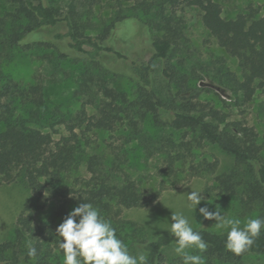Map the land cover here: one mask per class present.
<instances>
[{
	"label": "trees",
	"instance_id": "trees-1",
	"mask_svg": "<svg viewBox=\"0 0 264 264\" xmlns=\"http://www.w3.org/2000/svg\"><path fill=\"white\" fill-rule=\"evenodd\" d=\"M183 2L200 11L218 46L237 60L238 72L224 62L214 68L200 63L203 74L197 69L181 71L168 62L187 41L179 12ZM112 8L104 18L88 7L73 6L64 13L45 0H0V184L21 179L39 196L62 201L41 220L33 205L23 207L12 236L0 243V264H63L58 222L83 202L99 209L124 243L142 247L147 264H179L165 253L176 245L173 234L148 238L137 222L122 215L125 208L157 201L168 180L211 177L220 193L239 196L245 209L258 208L264 217V146L258 133L202 100V92L212 89L199 85L204 76L212 77L232 92L235 107L248 105L264 92V9L251 5L227 16L219 0H115ZM130 18L149 30L145 35L151 32L154 50L146 62L130 61L131 93L115 85L120 73L103 62L105 54L115 55L117 61L131 59L129 53L107 44ZM60 26L66 31H59ZM43 46L56 48L46 57L53 59L57 70L75 73L73 96L80 107L74 112L52 102L44 82L17 80L5 70L18 48ZM66 61L74 71L63 66ZM158 61L165 62L166 88L155 84ZM101 132L119 137V142H99ZM207 144L230 154L233 164L220 171L218 158L201 156ZM139 152L146 161L162 157L165 165L159 173L170 178L145 189L130 170L131 159ZM211 188H205L206 195ZM194 231L207 243L206 251H198L204 264H242L249 255L264 254V230L240 255L226 249L227 231ZM30 245L34 256L29 255Z\"/></svg>",
	"mask_w": 264,
	"mask_h": 264
},
{
	"label": "rangeland",
	"instance_id": "rangeland-1",
	"mask_svg": "<svg viewBox=\"0 0 264 264\" xmlns=\"http://www.w3.org/2000/svg\"><path fill=\"white\" fill-rule=\"evenodd\" d=\"M62 8L64 13H67L71 7H76L77 10H84L87 7L93 9V13L99 16H108L112 11V6L115 0H45ZM224 8V14L227 16L235 15L239 11L248 10L250 6L264 9V0H219ZM92 3V4H91ZM92 5V6H91ZM179 12L182 13L185 19V32L187 34V41L176 50L174 56L169 58L168 62L181 71L191 72L197 69L203 74L201 65L214 68L221 65L223 62L234 71H239L238 62L235 58L227 55L222 48H220L206 27L201 21L200 11L194 6H189L187 2H183L180 6ZM95 16L99 17V16ZM98 22V19L96 20ZM125 26L120 24L109 38L107 44L114 48H118L130 54L131 59L125 61L116 60L115 55L105 54L103 62L107 67L117 71L120 75L117 77L115 85L118 88L132 92L134 80L129 76L131 72L130 61L137 59L140 62H146L153 55L154 50L150 38L151 32L144 34V31H149L138 20L130 18L125 20ZM64 25V24H62ZM59 31L65 32L66 28L60 26ZM46 33H50L47 31ZM144 34V35H143ZM149 38V41L146 42ZM50 39V36H48ZM146 42V43H145ZM66 44L64 42L60 43ZM44 48H18L15 57L12 61L5 64V70L8 74L17 80L24 82L41 81L49 86L48 93L51 101L61 106L63 110L74 112L80 107V101L74 98L73 89L75 85L74 75H66L62 71L57 70L53 65V59L46 57L47 54H53L56 50L53 46H43ZM124 52V53H125ZM129 57V56H128ZM218 63V64H217ZM63 66L71 71L72 64L69 61L64 62ZM165 62L158 61L156 63V71L154 72L155 84L158 87L164 88L166 80L163 74ZM55 79V81H54ZM201 86H208L212 90L202 92L201 99L209 102L224 113L231 114L230 120L238 119L244 124L253 126L258 133L259 141L264 146V92H259L256 98L245 106L235 107L231 105L235 102L232 98V92L225 90L221 84L214 81L212 77L200 79ZM166 88V86H165ZM152 126L151 123H148ZM59 137V136H57ZM104 139L114 143L119 142L118 138H111L109 133L101 132L99 134V142ZM103 144V143H102ZM201 156L208 158L216 157L220 160V171L227 170L234 162V158L222 151L219 147L207 144L201 149ZM264 153V149H263ZM132 171L135 178L141 181L145 189L157 187L162 178H170L167 173H159L160 167L165 164L163 158L154 156L149 161L142 157L141 152L135 154L131 159ZM215 181L211 177L197 176L190 180H179L167 182V188L162 193L161 197L153 204L146 207L125 208L123 210V217L137 222L146 232L148 238H155L162 234H170L168 229L173 222L171 217L173 212L183 213L189 218L191 226L194 228H207L213 231L218 230L215 227L216 221L205 220L199 212L200 207H208L210 211L220 210L222 214L241 219L243 222L248 218H260V211L258 208L247 210L243 207L241 198L237 195H229L220 193L214 188ZM211 186L212 190L210 196L205 194V188ZM192 191H199L204 200L198 205L189 207L188 194ZM60 205L62 201H49L47 196H39L34 193L27 185L26 181L18 180L14 183L0 184V243L12 236L17 217L23 207L27 204L33 205V208L38 209V220L46 218L50 215V207L53 204ZM264 219V217L262 218ZM64 219L59 220V225ZM118 237V236H117ZM131 255L145 252L139 245H130L125 242ZM174 246L165 250L169 259L177 258L183 264L182 257L176 255ZM189 254H198V250L189 249ZM242 264H264V254L249 255L245 258Z\"/></svg>",
	"mask_w": 264,
	"mask_h": 264
},
{
	"label": "clouds",
	"instance_id": "clouds-1",
	"mask_svg": "<svg viewBox=\"0 0 264 264\" xmlns=\"http://www.w3.org/2000/svg\"><path fill=\"white\" fill-rule=\"evenodd\" d=\"M187 199L188 206H195L196 209L204 200L199 191H192ZM199 212L205 220L216 221L218 230L227 231L225 247L236 255L248 251L264 230L262 218H248L242 227L241 219L224 215L220 210L210 211L208 207H200ZM171 219L173 222L168 231L176 238V255L182 257L183 264H204L202 255L187 251H206L207 243L200 232L194 231L189 218L183 213L174 211ZM56 231L62 238L59 247L64 253L63 264H147V257L142 252L135 256L130 254L127 245L117 237L111 222L91 203H80L71 210ZM35 254V248L30 245L29 255Z\"/></svg>",
	"mask_w": 264,
	"mask_h": 264
}]
</instances>
